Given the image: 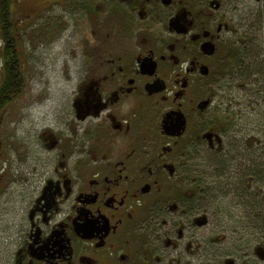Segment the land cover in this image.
Returning a JSON list of instances; mask_svg holds the SVG:
<instances>
[{
  "label": "flooded vegetation",
  "instance_id": "obj_1",
  "mask_svg": "<svg viewBox=\"0 0 264 264\" xmlns=\"http://www.w3.org/2000/svg\"><path fill=\"white\" fill-rule=\"evenodd\" d=\"M59 1L72 84L58 128L28 132L16 173L0 167V264H191L205 186L192 145L219 144L203 136L213 128L191 136L212 103L191 106L190 91L245 42L260 49V13L243 0Z\"/></svg>",
  "mask_w": 264,
  "mask_h": 264
},
{
  "label": "rangeland",
  "instance_id": "obj_2",
  "mask_svg": "<svg viewBox=\"0 0 264 264\" xmlns=\"http://www.w3.org/2000/svg\"><path fill=\"white\" fill-rule=\"evenodd\" d=\"M61 6L59 0L13 2L12 15L19 31L17 51L22 58L21 69L26 85L25 92L0 115V167L9 169L11 164L15 167L14 173L19 164L26 162L28 132H37L42 127L58 128V96L69 90L72 84L69 75L73 77L74 66L70 65L67 52L72 23ZM238 8L241 13L250 8L260 13L262 43L259 49L254 42L252 51L256 56L264 55L261 53L264 52V0H243ZM244 40L241 37L238 44L242 45ZM250 41L245 42L239 54L236 46L232 47L234 53L231 56L238 54L237 57L234 60L228 57L225 63H229L220 67L219 75L209 76L203 86H193L190 91L193 95L191 106L196 107L198 101L208 98L212 103L208 111L192 119L189 125L191 136L196 138V134L213 128L211 136L214 141L218 143L216 136L222 141L210 149L205 144V148L198 145L196 149L192 145L194 164L202 169L197 179L202 181L204 188H210V192L199 202V215L207 217L206 223L195 229L199 256L194 257L191 264H224L226 258L234 264H264V258L259 257L260 253L263 254L259 250L264 249V56L262 61L257 60L251 65V69L263 73L242 80V68L247 75L249 71L244 57L250 52ZM251 84L260 91L257 92ZM194 113L198 112L195 110ZM243 147L255 161L253 175L245 169L235 170L225 161L222 163L227 167L224 174L220 177L214 172L213 165L219 161L218 156L230 154L228 158L235 159L232 165L242 163L240 151L236 159L233 150ZM220 162L215 167H220ZM233 178L242 188L237 195L232 188L234 185H229Z\"/></svg>",
  "mask_w": 264,
  "mask_h": 264
},
{
  "label": "trees",
  "instance_id": "obj_3",
  "mask_svg": "<svg viewBox=\"0 0 264 264\" xmlns=\"http://www.w3.org/2000/svg\"><path fill=\"white\" fill-rule=\"evenodd\" d=\"M14 1L15 0H0V43H1L0 44V72H1V76H0V80H1L0 81V115L2 114V112L8 105L14 102V99H16L17 97L23 94L24 87L26 85V79L21 69V64H22L21 59L19 58L18 51H17L18 39H19L17 37V34L19 31H18L17 26L15 25V20L12 15V6H13ZM252 50L253 49H250V52H248L247 55L244 57V59L247 60L248 70H249L248 75H247L244 67L242 68L244 72L243 73L244 77L242 80H245V81L248 80V78H250V76H252L253 74L263 73L262 70L258 71L257 69H254V68H252L253 69V73H252L251 65L255 64L257 60H261V57L264 56L263 54H260V56L258 55L259 56L258 57L256 56V54H253ZM261 53H264V52L261 51ZM250 86L256 87V85L254 84H251ZM258 91L260 90L257 89V92ZM218 149H221V148H218ZM233 151L236 152L235 154L236 159H237L238 151H240L239 154L240 156L243 157L242 159H240L242 163H239L237 165L235 164L232 165L235 159L228 158L230 154L227 156L217 155L219 157V161L221 162H220V167H215V165L219 162L218 160L214 162V165H213L214 172L216 174H220V177H221L224 174L225 170L227 169V167H224L222 165V163L225 161L227 166L231 165L233 166L235 170L245 169V172L249 171L248 172L249 175H253L255 161L253 160L252 156L247 155L246 153L247 148L243 147V149L241 150H233ZM255 156L256 155H254V157ZM220 168L222 169L220 170ZM234 173L236 172L234 171ZM237 177H239L238 173H237ZM253 178L255 177L253 176ZM229 179L230 178H228V180ZM229 185L230 186L234 185L232 188H233V191L235 190L236 195L239 194L238 192L242 189L240 185L236 183V179L234 178L231 181H229ZM208 189L210 188L208 187L203 188L202 191L198 192V199L200 202L204 200L203 197H205L206 194L210 192Z\"/></svg>",
  "mask_w": 264,
  "mask_h": 264
},
{
  "label": "water",
  "instance_id": "obj_4",
  "mask_svg": "<svg viewBox=\"0 0 264 264\" xmlns=\"http://www.w3.org/2000/svg\"><path fill=\"white\" fill-rule=\"evenodd\" d=\"M208 105V103L207 102H201L200 103V107L201 108H204V107H206ZM170 116H176L177 118H176V120H174V123L173 124H169L168 126H166V128H165V130L167 131V132H169L170 134H172V135H177V134H179L182 130H184V121H183V118H182V115H180L179 113H177V115L176 114H170ZM205 138H207L208 140H210L211 139V134H205V135H203ZM216 141L218 142V144H220V139H219V137H217L216 136ZM212 144V143H211ZM198 225L199 226H203V224H205L206 222H205V217H200L199 219H198ZM261 250V251H260ZM259 250V252H263V254H261L260 253V258L261 259H263L264 258V249H260ZM258 252V253H259ZM257 253V254H258ZM225 264H234V262L231 260V259H229V258H226V261H225Z\"/></svg>",
  "mask_w": 264,
  "mask_h": 264
}]
</instances>
